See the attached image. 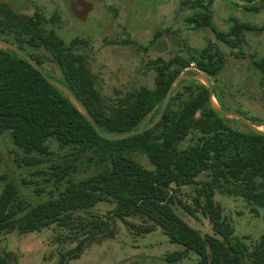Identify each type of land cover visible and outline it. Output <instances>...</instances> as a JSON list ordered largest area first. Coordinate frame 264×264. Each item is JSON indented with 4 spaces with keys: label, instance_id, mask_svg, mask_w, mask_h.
Wrapping results in <instances>:
<instances>
[{
    "label": "trees",
    "instance_id": "obj_1",
    "mask_svg": "<svg viewBox=\"0 0 264 264\" xmlns=\"http://www.w3.org/2000/svg\"><path fill=\"white\" fill-rule=\"evenodd\" d=\"M211 1L182 0L197 7L185 20L194 29L208 26L235 56L245 55V33L263 30L264 22L257 25L231 17L226 30L218 29L212 23ZM245 5L248 10H257ZM43 19L55 22L57 15L53 12L46 17L38 11L36 19L24 21L22 11L0 1V38L26 51L48 75L66 85L104 134L124 133L151 122L171 80L189 65L205 71L217 101L224 107L216 82L225 56L211 41L192 48L187 56L176 53L167 59L148 60L146 66L154 72L152 87L139 86L106 96L89 66L87 41L79 37L67 41L53 29L41 26ZM158 34L160 30L149 44ZM119 42L135 43L128 38ZM41 49L56 62L59 76L44 68ZM249 56L264 84V57ZM193 72L189 69L186 73ZM229 119L211 109L206 85L196 79H181L153 127L123 138L106 139L23 57L0 48V136L6 132L10 135L27 157V164L49 161L42 172L49 174L46 181L53 186L46 199L30 205L7 175H0V234L39 231L51 224L67 226L73 223L74 212L110 201L115 203V216L138 215L146 222L138 226L140 230L158 226L170 242L181 245L166 255L169 262L193 252L198 257L195 264H264V231L249 248L234 234L214 198L216 192L236 195L264 207V135L251 131L244 123L245 129L236 128ZM144 120L146 123L140 125ZM188 135L192 142L180 147ZM53 144L64 152L58 154ZM132 153L145 156L151 166L143 165ZM81 162L94 171L77 180L74 173ZM200 174L205 177L198 178ZM184 185L196 191L194 208L174 198L175 188ZM175 203L190 213L199 210L208 218L214 234L201 235L174 211ZM90 223L93 229L101 228L96 219L81 221V227ZM5 263L6 259L0 257V264Z\"/></svg>",
    "mask_w": 264,
    "mask_h": 264
},
{
    "label": "rangeland",
    "instance_id": "obj_2",
    "mask_svg": "<svg viewBox=\"0 0 264 264\" xmlns=\"http://www.w3.org/2000/svg\"><path fill=\"white\" fill-rule=\"evenodd\" d=\"M0 1L8 2L18 10L23 9V0ZM67 1L37 0L35 3L46 16L54 10L60 14V21L48 22L47 28L67 41L75 37L87 41L89 66L106 96L139 86L152 87L154 72L146 66L148 60L167 59L176 53L187 56L192 48L211 41L225 56L224 68L216 82L224 108L245 112L252 116L253 119H249L253 123L264 128V84H261L260 73L249 56L264 57V29L246 32L245 55L235 56L208 26L191 28L185 16L197 7L184 4L182 0H94L95 8L86 21L72 19ZM245 4L257 7V10L244 9ZM210 9L212 23L222 30L229 27L231 17L257 25L264 22V0H212ZM157 30L160 34L149 44ZM126 38L135 43L119 42ZM39 52L45 57L44 68L53 76H59L58 65L51 55L46 50ZM188 71L184 70L185 73ZM233 119L228 120L232 126L245 129L242 121ZM145 123L146 120L140 125ZM192 140L188 135L179 146H187ZM52 146L58 154L64 152L55 144ZM131 156L143 165L151 166L145 156L137 153ZM26 161L27 157L13 144L7 132L0 136V175H7L17 186L19 194L33 205L53 192V186L46 181L49 174L42 172L47 170L50 162L41 159L27 164ZM93 171L81 162L74 178L78 180ZM204 177L205 174H200L198 178ZM2 186L0 181V190ZM173 193L176 201L180 199L189 207H195L193 186L175 188ZM214 198L232 225L234 234L249 248L253 247L264 231V207L250 204L236 195L216 192ZM114 208V202L103 201L74 212L73 223L67 226L51 224L39 231L3 232L0 234V257L6 259L5 264H195L198 257L193 252L178 260L167 261L166 255L180 249L181 245L170 242L158 226L150 231L140 230L138 226L146 224L140 216L120 218L113 214ZM173 209L201 235L214 234L208 218L199 210L190 213L179 203H175ZM88 219L98 220L101 228L93 229L91 223L81 227V221Z\"/></svg>",
    "mask_w": 264,
    "mask_h": 264
},
{
    "label": "water",
    "instance_id": "obj_3",
    "mask_svg": "<svg viewBox=\"0 0 264 264\" xmlns=\"http://www.w3.org/2000/svg\"><path fill=\"white\" fill-rule=\"evenodd\" d=\"M0 48L8 49L10 51H13L17 55L23 57L29 64L32 65V67H34L36 70H38L43 75V77L46 79V81L48 83H50L55 88H57L59 91L64 93L67 96L68 100L71 102V104L89 121V123L95 129V131L99 135L105 137L106 139H112L113 140V139L123 138V137L129 136V135H132V134L141 132L145 129H149V128L153 127L160 120L161 115L163 113V110H164V108L168 102V99H169L171 93H172V90L174 89L177 82L181 79H196V80H199L200 82H202L208 88V102H209V105L213 111L220 113V114H222L226 117H229V118L238 119V120L242 121L251 131L264 135V128H261L260 126L253 123L246 115L239 113V112L230 111V110H227L224 107H222L214 95L213 86H212V83H211L208 75L201 68L196 67V66H192V65L186 66L182 71H180L171 80L169 87L166 91L165 97L162 101L161 107L151 122L147 123L146 125L138 128V129L127 131L124 133L104 134V133L100 132L99 128L95 124L93 118L89 114L86 107L73 94V92L66 85H64L62 82H60L57 79H54L50 75H48L45 72V70L37 64V62L35 61V59L33 57H31L28 53H26L24 50L19 48L16 44H14L8 40L2 39V38H0ZM190 68H193L195 70V72L194 73H185L184 72V70H187Z\"/></svg>",
    "mask_w": 264,
    "mask_h": 264
},
{
    "label": "flooded vegetation",
    "instance_id": "obj_4",
    "mask_svg": "<svg viewBox=\"0 0 264 264\" xmlns=\"http://www.w3.org/2000/svg\"><path fill=\"white\" fill-rule=\"evenodd\" d=\"M36 1L37 0H23V9L20 10V11H22L23 14H24V21L27 20V19H30V18L36 19L37 12L38 11L39 12H41V11L43 12L42 8L37 3H35ZM1 2H5V1H1ZM5 3H8V2H5ZM67 4H68V9H69V11L71 13L72 19H75V20H78V21H86L89 18L90 13L95 8L94 0H68ZM247 7H248L247 5H244V9H247ZM53 12L56 13L57 20L55 22H52L50 20L45 21L43 19L41 21V23H40L41 26H43L46 29H50V28L46 27L48 22L49 23H57V22L60 21L59 12L57 10H54ZM43 14L45 15L44 12H43ZM50 15L49 16L45 15V16L46 17H50ZM42 50H44V49H42Z\"/></svg>",
    "mask_w": 264,
    "mask_h": 264
}]
</instances>
